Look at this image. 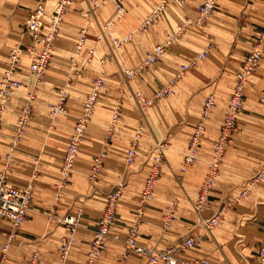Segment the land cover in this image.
Returning <instances> with one entry per match:
<instances>
[{
  "label": "crops",
  "instance_id": "crops-1",
  "mask_svg": "<svg viewBox=\"0 0 264 264\" xmlns=\"http://www.w3.org/2000/svg\"><path fill=\"white\" fill-rule=\"evenodd\" d=\"M162 1L123 0L125 17L122 22L113 26L112 29L118 34L114 37L122 38L132 30L139 33L137 37L131 38L120 47V52L112 57L110 65L102 62L94 64V57L91 62H87L89 50L94 49L95 53L97 52V42L91 39L92 34L88 35V41L78 57L80 70L78 76H83L78 80L83 83L79 88L82 96L88 95L91 91L98 71H104L107 76L116 80V75L121 74L125 67L137 68L146 60L147 55L157 45L166 42L168 36L178 26L183 25L188 17L192 19L197 17V8L202 2L167 0L163 11L157 14L151 23L144 25L149 15ZM56 3L57 0H48L46 3L48 10ZM35 6L36 0H0V78L7 67L10 51L20 41L25 31L29 11ZM103 6L94 11L102 24L105 22L101 19L103 9L106 8L110 14L114 13L115 3L108 2ZM88 10L89 0H73V5L65 15L62 30L54 43V56L48 67L47 76L39 86L29 136L17 149L9 152L12 134L0 135V173L6 163V155L12 153L14 158L8 183L23 187L36 178L31 207L26 220L15 232L6 264H29L36 251L42 254L39 264H62L59 258V245L62 237L68 234L65 224L62 223L57 232L45 239L40 234L45 235L43 227L54 209L56 184L61 178L60 157L57 153V156H54L53 137L60 133L61 140H64L67 146L75 121L64 116L61 122L55 124V134L47 135V118L50 114L49 104L57 101L59 88L70 79L69 77L76 78L72 57L76 52L80 31L85 25L83 13ZM263 29L264 0H218L214 13L203 29L188 26L179 38L167 47L158 63L148 65L135 76L141 92L150 97L176 76L181 64L194 58L211 41L216 44L198 67L189 70L185 76L175 81L171 95L156 100L151 107L152 111L142 113L138 108L134 110L125 88L122 91L111 84L102 90L101 97L107 101L104 103L107 108H102L104 104L98 103L96 110L105 109L103 114H96L101 120L98 124L95 122L97 127L91 124L88 126L90 133L93 130L95 132L94 138H91L94 143L101 141L103 126L113 106L112 102L119 101L122 111H127L126 116L129 112L132 115L127 116L131 119L129 122L121 119L122 124L113 140V152H119L115 155L116 158L121 155L119 159H122V153L126 156L127 151L124 148L131 143V133L137 126L144 128L143 144L147 150L151 151L158 143H164L166 146L169 164L162 168L156 186V203L147 208L141 223L139 244L159 250L177 244L185 237L200 231L202 233L200 244L195 248L181 251L179 253L181 258L207 257L210 264H260L258 252L264 237V175L258 180H255V177L264 165V102L260 101L261 92L264 91V55L255 71L248 76L244 112L237 120L238 129L221 164L216 185L211 193L210 205L203 212V216L208 217L221 207L225 208L222 221L216 229L201 230L195 203L209 171L225 107H221L220 112L215 114L214 119L212 118L215 123L210 122L206 126L203 137L206 138L207 145L205 148L203 144L199 147L198 162L188 170L182 171L181 168L205 98L209 94H214L217 106L219 102L228 104L236 82L237 68L243 65ZM25 41L30 42V37L25 36ZM89 41L93 43L89 44ZM127 63L135 65L129 66ZM29 65L25 62L21 64L19 78L23 81L28 80ZM83 99L84 97L78 103L75 102L74 110L70 107V110L75 112L74 116L81 112ZM68 102L70 104V100ZM114 147L120 148L115 150ZM62 150L65 155V146ZM96 155L94 153L92 158L94 159ZM148 158L147 156L146 163L140 168H137L138 165L132 167L130 173H126L122 164H114L110 158L105 162L92 194L85 180L88 167H81L79 164L81 170L78 168L75 172L74 180L72 179L68 185L56 209L58 213H74L78 207L82 208L77 242L65 264H85L93 232L107 204L108 197L105 193L116 189L119 184L123 185L120 187L123 196L111 230L120 234L122 238L126 237L139 204L146 174L148 175L151 169V159ZM36 163L39 164L35 170ZM124 182L125 185L122 184ZM243 192L246 193L242 196ZM170 200L175 203L174 217L171 226L165 229L164 216L169 210H166V207ZM12 230L11 221L0 217V252ZM125 253L124 242L110 238L108 248L99 264H119ZM146 263V257L134 254L127 256L126 264Z\"/></svg>",
  "mask_w": 264,
  "mask_h": 264
},
{
  "label": "built area",
  "instance_id": "built-area-1",
  "mask_svg": "<svg viewBox=\"0 0 264 264\" xmlns=\"http://www.w3.org/2000/svg\"><path fill=\"white\" fill-rule=\"evenodd\" d=\"M47 1L48 0H36L35 8L29 11L27 16L25 31L20 41L10 51L7 67L0 78V127L3 125L5 111L9 102H11V100L18 95L20 88L25 85V82L19 78L24 52L29 51L33 54L29 65L30 73L35 76L36 80L44 77L50 65L54 43L59 35L65 15L69 8L73 5V0H57L56 5L51 10H48L46 5ZM108 2L115 3V14L102 27L101 32L97 35V37L100 40L106 39L108 42L110 41V45L113 49L120 48L132 37V34H128L122 38L112 36L113 26L117 24L118 20L125 16L123 0H89L90 10L85 11L83 14L88 18L93 10L100 8ZM166 2L167 0H163L155 8L145 21L144 25L151 23L157 14L163 11ZM217 2L218 0H202L197 8V17L195 19L188 17L186 22L183 25L178 26V28L168 36L166 42L157 45L154 50L147 55L146 60L137 68H127V76L133 78L148 65L157 63L159 58L166 52L167 47L175 42L188 26L193 25L199 29H203L214 13ZM25 36H29L31 41L26 42ZM86 42L87 28L85 27L80 31V37L76 44V52L72 57V65L76 68V74H80V70L78 68V57L81 55ZM215 46V42L211 41L209 45L199 52L194 58L181 64L178 73L172 81L157 89L152 96L147 97L141 91H137L135 95L140 105L144 108H148L152 106L157 99L173 93V84L175 81L190 69L198 66L200 62L208 56L211 50L215 48ZM89 53L90 55L87 62H91L95 54V50L90 49ZM263 55L264 29L259 33L252 50L247 55L241 69L237 73L236 82L228 101V108L220 126L218 138L214 145V152L210 162L209 171L203 180L199 196L195 203V209L198 213V225L201 230L211 231L219 226L222 221L225 211L224 207H221L213 215L208 217L203 216V212L210 205L211 193L216 185L221 164L228 147L233 142L234 134L238 129L237 120L244 106L248 76L255 71ZM104 86V77H96L93 81L92 89L86 97L83 114L78 118L74 127V132L70 137L65 155L63 157L61 178L56 186V200L61 199L66 184L72 176L80 144L84 138L89 121ZM33 89L34 90L31 92H28L27 103L22 107L18 116L16 135L11 142L12 149L17 147L19 141L22 140L26 132V126L32 110L31 103L35 100L36 84L33 85ZM261 97L264 99V91L261 92ZM67 102L68 90L67 88L62 87L59 89L57 101L50 104L51 114L54 118H57L59 115L67 112ZM215 107L216 99L215 96L211 94L204 100L201 114L202 120L197 125L192 135L188 151L185 155L184 169L197 160L198 148L206 130L205 120L210 118V115ZM116 116L117 113H115V117ZM111 128H113V126ZM142 132V129L138 130L132 146L128 149L126 157L128 164L132 163L136 156V148L139 143V139L142 136ZM164 146L165 144L163 143L157 144L158 152L154 155L153 164L145 179L139 204L134 212L133 222L129 227L125 238H122L118 233H113L111 230L116 219L119 201L122 197V191L121 189H114L107 193V204L103 214L99 217L97 226L93 232V238L90 243V249L87 253L85 264H99L102 255L108 248L110 238L124 242L126 253L122 257L120 264H126L127 256L130 254L146 257V264H210L207 257L184 259L179 256L181 251L195 248L200 244L202 240V233L200 231L185 237L177 244H172L159 250L143 246L138 242L140 227L144 220L146 210L155 199V190L162 170V154ZM107 156L108 153L106 149H103L94 157L89 174V178L92 182L97 180L101 170L103 169ZM11 162L12 153H8L6 155L4 171L0 175V217L10 220L13 226V230L7 235V238L2 245V251L0 252V264H6L12 240L15 237V232L26 220L33 198L34 184L32 182H29L23 187H17L8 183L6 173L11 167ZM263 175L264 166L257 173L255 180L260 179ZM246 192H243L242 196ZM174 205L175 204L173 203L172 207L169 208L166 225H170L173 220ZM60 221L65 224L68 231V234L62 237L59 245V258L61 263L65 264L74 244L77 242V231L80 226V216L78 214L70 213L63 218H60ZM41 257V253L39 251L34 252L29 264H39ZM258 258L260 264H264V237L260 243Z\"/></svg>",
  "mask_w": 264,
  "mask_h": 264
},
{
  "label": "rangeland",
  "instance_id": "rangeland-1",
  "mask_svg": "<svg viewBox=\"0 0 264 264\" xmlns=\"http://www.w3.org/2000/svg\"><path fill=\"white\" fill-rule=\"evenodd\" d=\"M106 6V5H105ZM104 7V6H103ZM102 6L100 8H103ZM99 9V8H97ZM96 9V10H97ZM95 10H93V13H94ZM91 13L89 15V17H85V25L83 26V28H87V37L89 34H92V40H94V42H97V52L95 53V55L93 56L94 57V64H105L107 63L108 65H110L111 63V60H112V57H115V55L117 54L118 55V52H120L121 48H115L113 49L108 40L106 39H98L97 35L100 34L101 32V29L102 27L114 16L115 12L114 13H111L106 9L104 8L103 9V13L101 14V19L103 20V24L101 21L98 20L96 14L94 13ZM125 17V16H124ZM123 18H121L120 20L117 21V25L123 21ZM62 27H63V23L61 25V28H60V32L62 30ZM82 28V29H83ZM89 31V32H88ZM136 30H132V31H129L127 34H132L133 37H131L132 39L137 37L138 33L139 32H135ZM59 32V34H60ZM117 32L114 31V29H112V36H117ZM89 38V37H88ZM87 38V39H88ZM90 40V39H89ZM88 41V40H87ZM93 41H89V44H92ZM88 46H91V45H88ZM40 47V46H39ZM89 50V49H88ZM252 50V49H251ZM249 54V53H248ZM32 56L33 54L29 51H25L24 54H23V61H22V64L25 62V64H28L30 63L31 59H32ZM53 56H54V48H53V55H52V59H53ZM51 59V60H52ZM202 62V61H201ZM200 62V63H201ZM158 63V62H157ZM129 66H133L135 65V63H127ZM107 65V66H108ZM125 65V64H124ZM199 66V65H198ZM196 66V67H198ZM195 67V68H196ZM128 67H125L121 74L118 73V75H116V80H113V78H110L109 76H107L104 71H98V73L96 74L95 78L98 77V76H103L104 79H105V86L102 90H104L107 86L111 85V84H114L115 87H118L119 90H124V88L127 90L128 92V96L130 97V100L131 102L133 103V106H134V110L135 108H138L139 112H142V113H145V112H149V111H152L151 110V107L155 104L148 107V108H144L140 105V103L138 102V99L136 98V95L135 93L137 91H141L139 86L137 85L136 83V75L133 77V78H130L127 76L126 74V70H127ZM194 68L190 69V70H193ZM241 69L240 68H237V71H236V76H237V73L238 71ZM75 70V69H74ZM48 72V70H47ZM47 72L45 74L44 77H42L41 79L39 80H36L35 76L29 72L28 74V80L27 81H24L25 82V85L19 90V93L17 96H15L13 98V100H11V102H9L8 106H7V109L5 111V115H4V122H3V125L0 127V135H2L4 133V135H7L8 133H11V138H10V141L12 142L15 135H16V130H17V119H18V116L21 112V109L22 107L27 103V98H28V92H31L33 89V85L36 84V90H35V100H33V102L31 103L32 104V110H31V113H30V118H29V121L27 123V126H26V132L24 134V137L22 138V140L19 141L18 145L16 148L12 149L11 146L9 147V152H11L12 150H15L17 149L21 144L22 142L29 136L30 134V128H31V121H32V117H33V112H34V105L36 104L37 100H38V91H39V86L41 84V82L46 78L47 76ZM76 72V70H75ZM74 72V73H75ZM76 74V73H75ZM186 74V73H185ZM185 74L183 76H185ZM79 74H76V78L73 77H69L70 74L68 75V77L70 78L69 80H66L63 84H62V87H65L67 88L68 90V101L70 100V104L68 102V105H67V112L64 113V114H61L59 115L57 118H54L51 114V110H50V104H49V117L47 118L48 119V125H47V129H46V132H47V135H53L55 134L54 132V126L55 124H57L59 121L61 122L62 119H64L63 117L64 116H68V119L71 118L73 119V121H75V125L78 121V118L83 114V111H84V103H85V100H86V97L87 95H81L80 92H81V89L80 88V84H83V83H80L78 82L79 79H81V77L83 76H78ZM183 76H181L180 78H178L177 80L181 79ZM94 78V79H95ZM173 79V78H172ZM172 79L169 81L171 82ZM168 82V83H169ZM167 83V84H168ZM74 84H76V86L74 87ZM175 84V83H174ZM174 84H173V88H174ZM61 87V88H62ZM162 87V86H161ZM160 87V88H161ZM222 88V87H221ZM60 89V88H59ZM159 89V88H158ZM102 93V92H101ZM172 94V93H171ZM169 94V95H171ZM169 95L165 96V97H168ZM211 95V94H209ZM208 95V96H209ZM214 95V94H213ZM215 96V95H214ZM82 97H84V101H83V106H82V109H81V112L80 113H77L76 116H74L75 112L70 110V107L73 109L75 108V102L78 103L79 101L82 100ZM165 97H162V98H165ZM230 98V97H229ZM161 99V98H159ZM158 99V100H159ZM215 99H216V96H215ZM22 100V101H21ZM137 105H136V103ZM229 101V100H228ZM261 102H264V99L261 97ZM107 101L104 100L102 97H101V94H100V97L96 103V105L99 103V104H104L106 103ZM244 103H245V100H244ZM119 101H113L112 102V107L110 108V111L108 112V117H107V120H106V124L103 126V136L101 138V141L100 143H94L92 141V137L94 138L95 136V132L93 130L92 133H90V129L89 127H87V130L85 132V135H84V138L80 144V147H79V151H78V155H77V159H76V162H75V168H74V171L72 173V176L71 178L69 179V181L67 182L66 184V187L64 189V192L65 190L68 188V185L71 183L72 179L74 180V174L75 172L78 170V166L79 164L82 166H87L88 167V170L86 171V176H85V180L87 182V184L90 186V194H92L94 192V189H95V183L96 181L98 180H95V181H91L90 178H89V174H90V170H91V164L93 162V155L94 153H96L97 155L103 150V149H106L107 153H108V156L106 157L105 159V162L108 161L110 158H112V162H114V164H122V168L123 170L126 172V173H130V169L132 167H136L137 168H140L141 165H144L147 161V156L149 157L148 159L150 160L151 159V166L153 164V158H154V155L158 152L157 151V144L154 145V148L149 151L147 150L145 147H144V128L142 126H137L135 127L134 131H132L131 133V143L129 144V146L125 147L124 150L128 152V149L132 146L133 142H134V139L136 137V134L138 132L139 129H142L143 132H142V136L141 138L139 139V143L137 145V148H136V156L133 160L132 163L128 164L127 163V152H126V156H124V154L122 153V159H119L120 156L118 158H116L115 155H118L119 152L118 151H115L113 152V148H112V144H113V140L114 138L116 137L115 135L117 134V131L119 129V126L120 124H122V118H124V121L126 122H129V120H131L129 117H131L132 113H128L127 117L126 114H127V111L123 112L122 111V106ZM104 106V107H102ZM101 107L102 108H107L106 105H102ZM221 107H225V111H224V116L226 114V111H227V108H228V104H225V103H222V102H219V105L217 106V100H216V107L214 108L213 112L211 113L210 115V118H208L207 120H205V125L207 126L208 124L211 123H215V121L213 120L214 117H215V114L220 112V108ZM100 108V107H99ZM130 110H133L132 107H129ZM74 110V109H73ZM105 109H98L96 110V106L94 108V112L91 116V119L89 121V124L88 126L91 124V126H96L97 127V124L100 122L101 119H99V117H96V114L97 115H100V114H103ZM100 112V113H98ZM244 112V106L238 116L241 117L242 116V113ZM115 113H117V116L115 117ZM123 114H125V116H123ZM202 110L200 112V118L198 120V123L197 125L200 123V121L202 120ZM115 117V118H114ZM213 118V119H212ZM43 119V118H42ZM224 119V117H223ZM223 119L221 121V124L223 122ZM97 122V124L95 123ZM103 123V122H102ZM96 124V125H95ZM125 126L127 125V123H124ZM74 125V127H75ZM113 126V128H111ZM197 127V126H196ZM98 129H99V126H98ZM195 131V130H194ZM206 131V130H205ZM74 132V128H73V131ZM210 134V132H208ZM207 133V134H208ZM204 136V135H203ZM206 136V134H205ZM61 135L60 133L58 134H55V137H53V150H54V156L57 154H59V166H60V174H61V167H62V162H63V155H64V150L63 149V146H65V148H67L66 144H65V141L64 140H61ZM64 141V142H63ZM10 142V143H11ZM67 143V142H66ZM164 144V143H163ZM204 146V148L206 147L207 145V142H206V138L205 137H202V140H201V143H200V146ZM199 146V147H200ZM115 148V147H114ZM120 148V147H119ZM118 147L115 148V150L119 149ZM188 151V150H187ZM198 151H199V148H198ZM118 152V153H116ZM115 153V154H114ZM187 153V152H186ZM113 154L114 156L112 157ZM57 156V155H56ZM212 159V158H211ZM13 156H12V162H11V167L10 169L7 171L6 173V177H7V180H9V173L12 169V164H13ZM185 160V159H184ZM39 161V160H38ZM119 161H122L121 163ZM104 162V164H105ZM137 162V164H136ZM196 162H198V159L193 163L191 164L190 166H187L185 169L183 168L184 167V162H183V165H182V168L181 170L182 171H185L186 169L188 170L189 168H191ZM211 162V160H210ZM38 164L39 163H36V167H35V170L38 168ZM167 164H169V161H168V158L166 156V146H164V151H163V154H162V168L164 166H166ZM264 166V165H263ZM262 166V167H263ZM5 167V166H4ZM104 167V166H103ZM151 168V167H150ZM80 169V168H79ZM81 170V169H80ZM103 170V169H102ZM101 170V171H102ZM150 170V169H149ZM148 170V171H149ZM4 171V168L3 170L1 171L0 175L3 173ZM162 171V170H161ZM35 173V172H34ZM146 177H147V174H146ZM145 177V179H146ZM160 177H161V174H160ZM159 177V178H160ZM218 177V176H217ZM29 182H32L34 184V187H33V191L35 190V185H36V178ZM59 183V182H58ZM57 183V184H58ZM56 184V186H57ZM125 185V182L122 183ZM158 184V182H157ZM123 185H118L116 189H121ZM121 187V188H120ZM122 191V190H121ZM64 192H63V196H64ZM108 192L105 193V195H107ZM89 194V193H88ZM62 196V197H63ZM122 196H123V192H122ZM141 196V195H140ZM199 196V195H198ZM61 197V198H62ZM156 199H157V196H156V190H155V199L151 202V204H155L156 203ZM61 200V199H60ZM60 200H56V190H55V195H54V202H55V206H54V209L50 212V214L48 215L47 219H46V222L44 224V227H43V231H45V235H42L40 234V236H44L43 239L47 238L48 236H50L52 233H55L57 232V230H59L60 226L62 225V222L60 221V218H63L64 216H66L67 214H70V212H66V213H58L57 212V206H58V203L60 202ZM170 204H168V207H166V210L171 208L174 201H171L169 202ZM119 204H120V201H119ZM150 204V206H151ZM175 204V203H174ZM119 207V206H118ZM174 207V206H173ZM118 211V209H117ZM147 211V210H146ZM73 214H78L80 216V224H81V216H82V208H77V210L73 213ZM169 214V210L166 211L165 213V216H164V224H163V227L165 229H168L170 225H166V220H167V216ZM218 227V226H217ZM216 227V228H217ZM215 228V229H216ZM214 230V229H213ZM41 239V240H43ZM42 255V254H41ZM122 259V258H121ZM41 261V260H40ZM121 261V260H120ZM120 264V263H119Z\"/></svg>",
  "mask_w": 264,
  "mask_h": 264
},
{
  "label": "bare ground",
  "instance_id": "bare-ground-1",
  "mask_svg": "<svg viewBox=\"0 0 264 264\" xmlns=\"http://www.w3.org/2000/svg\"><path fill=\"white\" fill-rule=\"evenodd\" d=\"M198 159V158H197Z\"/></svg>",
  "mask_w": 264,
  "mask_h": 264
}]
</instances>
